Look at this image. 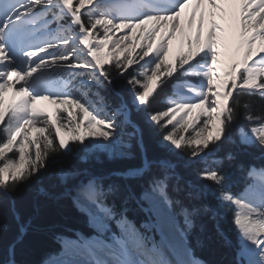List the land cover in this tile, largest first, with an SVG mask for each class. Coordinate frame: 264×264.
<instances>
[{"label": "snow or ice", "instance_id": "snow-or-ice-1", "mask_svg": "<svg viewBox=\"0 0 264 264\" xmlns=\"http://www.w3.org/2000/svg\"><path fill=\"white\" fill-rule=\"evenodd\" d=\"M191 2L0 0V207L20 186L39 180L50 168L63 182L76 176L77 172L56 158L71 152L73 143L79 144L86 155L103 150L120 158L130 155L124 149L131 146L132 138H137L142 147L143 131L132 119L134 110H143L153 125H171L163 140L174 149H189L190 160H205L225 145L258 147L264 152V107L257 112L245 103L243 119L247 126L239 125L233 134L241 94L257 96L264 104V0H195L188 27H192L199 11L196 46L189 37L188 51L173 64L167 59L169 44L177 31L183 32L180 16ZM204 5L212 9L211 17L217 12L229 15L235 38L229 53L221 51L228 45L225 30L215 18L210 20L201 44L205 35ZM147 24L152 27H143ZM137 28L139 39L122 48ZM113 30L131 33L113 40ZM158 33L161 39L154 46ZM110 42L112 50L105 55ZM224 55H228V62L222 67ZM62 75L67 79H60ZM120 78H124V87L131 94V107L116 87ZM153 81H157L155 88ZM169 85L173 91L165 107L152 109L155 98ZM9 89L13 95L6 102ZM104 92L119 97L120 103H110ZM43 100L79 110L73 113L63 108L68 117H78L75 126L67 130L70 139L62 134L59 116L54 121L38 108ZM189 129L192 134L185 135ZM234 158L229 150L219 163ZM154 167L158 174L149 177L140 194L151 213L150 223L142 227L154 229L153 235L142 234L123 213L116 219L117 213L107 203L113 187L105 189L101 178L92 176L76 185L73 200L89 212L94 235L77 234L74 240L65 239L56 259L49 258L46 264H206L197 258L190 232L201 215L210 214L218 224V218L224 217L220 209L233 205L237 210L232 223L240 241L232 264H264V168L249 170L253 183L240 193L230 191V177L219 167L206 164L198 170V179L217 186L220 203L213 208L206 203L190 206L172 195L183 190L174 161H151L145 156L140 168L116 175L142 177ZM188 187L194 189L186 193L190 201L205 194L199 186ZM39 191L46 194L44 188ZM110 221H115L119 235L110 232ZM27 228V224H20V234ZM9 253L14 257V244ZM8 264L16 262L13 259Z\"/></svg>", "mask_w": 264, "mask_h": 264}, {"label": "trees", "instance_id": "trees-1", "mask_svg": "<svg viewBox=\"0 0 264 264\" xmlns=\"http://www.w3.org/2000/svg\"><path fill=\"white\" fill-rule=\"evenodd\" d=\"M116 87L127 98V92L123 88L124 78L118 79ZM169 87L165 88L153 101L152 109L163 108V98L168 94ZM109 102L116 104L119 97L109 92H104ZM239 117L236 127L247 126L244 121L243 105L248 103L253 110L259 111L264 104L257 96L241 94L239 97ZM132 119L136 121L143 131V145L141 149L135 139L131 141L132 152L130 156L107 159L104 153L95 152L89 159H84L79 153L77 146L72 144V151L60 153L56 158L65 167L75 172H89L90 174L103 175L113 172H125L130 168H140L142 157L157 161L167 159L174 161L176 172L179 174V185L183 189L173 192L172 195L182 199L190 206L192 204H209L213 208L219 205L216 198L217 186L211 181L200 180L197 172L202 167L195 160L189 159V149H175L163 140L166 133L160 132L157 125L146 120L145 112L133 111ZM235 127V126H234ZM231 150L235 158L224 159L222 164L219 159L224 157L225 152ZM172 153L173 157L169 158ZM260 149L242 148L233 145H225L216 153L218 162L212 167H219L222 172L229 175L230 191L240 193L248 186V172L251 166H263L264 156ZM55 169L50 168L39 180L19 187L15 195L5 200L0 207V264L6 263V255L9 248L15 245V255L12 256L16 264H40L50 255L58 253L61 249L60 240L62 236L76 237L81 232L89 236L94 230L87 224L85 214L78 210L67 197L59 196L63 193L65 186L53 174ZM158 174L154 167L151 172L142 177H113L115 191L107 195V203L113 207L115 212H123L127 217L139 223L145 221L144 211L129 203L131 198H138L141 189L145 187L147 180L152 174ZM189 185L199 186L204 189L205 194L199 200H189L186 193L194 191ZM107 187V186H105ZM46 189V194H41L40 189ZM171 191V189H170ZM130 198V199H131ZM14 202V203H13ZM224 217L212 220L208 215H201L196 220V226L191 230L189 240L197 258L206 264H232L236 253V229L232 223V209L221 208ZM27 224V231L21 235L20 224Z\"/></svg>", "mask_w": 264, "mask_h": 264}, {"label": "bare ground", "instance_id": "bare-ground-1", "mask_svg": "<svg viewBox=\"0 0 264 264\" xmlns=\"http://www.w3.org/2000/svg\"><path fill=\"white\" fill-rule=\"evenodd\" d=\"M105 2L106 3H114L115 0H105ZM86 7H88V6L86 5ZM194 8H195V0H192V2L189 3L185 7V9L182 11V13H181L180 21L183 22L184 29H183V32L177 31L175 37L171 38V42L169 44V56L167 58L170 63L176 64L179 56L181 54H183V53H185V52L188 51V43H187V40H188L189 37L193 40V47L196 46V44H195L196 31H197V26L199 24V19H200V15H201V13L199 11H197V13H196V20L193 23L192 27L191 28L188 27V20L190 18L191 12H192V10ZM203 11H204V32H205V35L201 37V41H200L201 44H203L204 40L206 39V33H207V30H208V27H209L210 20L213 19V18H215L216 22L219 23V24H221L222 27L225 30L224 33H223V35L225 36V38H226V44L228 45L227 48L222 47L221 48V51L224 52V53H229L230 50H231V47L234 44V39H235L234 36H233L232 29L230 27V17H229V15H222L221 13L217 12V14H216L215 17H211L209 15V13L212 11V9H210L207 5H204L203 6ZM143 27H145V28H151L152 25L151 24H147V25H144ZM161 31L163 32L164 30L162 29ZM128 32L131 33V30H122L121 32H116L115 30H113V33L111 34V35H113L112 36V39L113 40H116V39H118V36L123 35V34L128 33ZM131 35H132V39L129 40V41H131L132 43H130V45L134 44L139 39V36H140V28H137L134 33H131ZM160 39H161V35H160V33H158L156 35L155 41H153L154 46L157 44V42L160 41ZM125 42L128 43V41H125ZM125 42H124V44H125ZM139 42L141 44H144L145 43V41H143V40H140ZM121 47L124 48L126 46H124L122 44ZM259 47H260V41L258 40L256 42V48L258 49ZM111 50H112V47H111V42H110L109 48L105 50V55H107V53L109 51H111ZM136 51L139 52L140 49L138 48ZM221 59L224 61V63L221 66L222 67H225L227 65V62H228V55L222 56ZM219 75H220L221 78H223V72H220ZM155 83H156V81H153V87L155 86ZM172 91H173V89H172ZM12 95H13V91L11 89H9L6 92V95H5L6 102L11 100ZM58 105L59 104H52V103H50V101L43 100V101H39L37 106H38V108H40L41 110H43L45 113H47L48 115H50V116L53 117L55 115V113H56V109L59 108ZM197 111H199V109H197ZM33 134H35V133H33ZM251 168L262 169L264 167L263 166H251ZM104 188H105V186H104ZM84 209L85 208H82V210H84ZM86 210L87 209H85L84 212L87 214ZM88 216H89V212H88ZM127 219L128 220H131L132 223L135 225V227L137 229H139V231L142 234H144L145 236H151V235L154 234L153 230H151V231L149 229L146 230L145 228H143L141 226V223L142 222H145V221H141V222L137 223V222L133 221L132 219H130L129 217H127ZM92 228H93V225H92ZM66 239H68V240H74V239H69V238H66ZM156 239H158V237H156ZM52 259H56V256H54ZM47 261L48 260H46L44 262V264H46Z\"/></svg>", "mask_w": 264, "mask_h": 264}, {"label": "rangeland", "instance_id": "rangeland-1", "mask_svg": "<svg viewBox=\"0 0 264 264\" xmlns=\"http://www.w3.org/2000/svg\"><path fill=\"white\" fill-rule=\"evenodd\" d=\"M128 33H130V32H128ZM113 36V35H112ZM121 36V35H120ZM120 36H118V39L120 38ZM130 43H132L131 41H128V43L127 42H125V44L123 43V45L124 46H127V45H130ZM138 49V48H137ZM136 49V50H137ZM186 53V52H185ZM135 55V54H134ZM130 71H131V69H130ZM60 79H67V76L66 75H62L61 77H60ZM157 86V81H156V83H155V86H154V88ZM169 87V91L170 92H172V88H171V85H169L168 86ZM123 88L126 90V92H127V98H125V97H123L124 98V100L129 104V106L131 107L132 106V97H131V94L127 91V89L124 87V83H123ZM77 94H79V93H77ZM93 99H94V97H93ZM109 101V100H108ZM110 103H112V102H110ZM120 103V98H119V100L118 101H116V104H119ZM166 103H167V98L166 99H164L163 100V107H165V105H166ZM113 104V103H112ZM58 107L59 108H61V112L60 113H55V115L53 116V119H54V121L56 120V118H57V116H59V118H60V123L61 124H63V131H62V134L63 135H65V138L66 139H70L71 138V133L69 132V131H67L69 128H72V127H74L75 126V123L76 122H78V117H76V118H73V117H68L67 116V113H65V112H63V108H70V110L73 112V113H78L79 112V110L78 109H76L74 106H69V105H63V106H61V105H58ZM135 111V110H134ZM245 121V120H244ZM246 122V121H245ZM175 123V122H174ZM38 127L39 126H42V124H38L37 125ZM158 126V125H157ZM159 128H160V132H163V133H166L167 131H170L171 130V125H169L167 128H162V127H160V126H158ZM235 128H236V126L234 127V129H233V134L235 135ZM53 132L55 131V129L53 128V129H51ZM129 131H131V129H129ZM192 133H191V129H189V131H188V133H186L185 135H191ZM33 135H35V134H33ZM133 139H135V141H136V143L138 144V142H137V138H132L129 142H130V145H131V141H133ZM125 140H128V138L127 137H125ZM88 141L86 140L85 141V143H87ZM165 143H167V145L168 146H171L170 145V143L169 142H167V141H165ZM75 146H77L78 147V149H79V153H80V155L82 156V158H83V160L84 159H89L90 157H92L93 156V154H90V155H86L83 151H81V146L79 145V144H77V143H73ZM138 146H139V148L141 149V145H139L138 144ZM71 147H72V145H71ZM172 147V146H171ZM239 147V146H238ZM172 150H175L173 147L171 148ZM255 149H259L258 147L257 148H255ZM142 150V149H141ZM124 151H126V152H128L130 155H132L131 154V152H132V145L129 147V148H127V149H124ZM98 152H101V153H104V155L107 157V159H118V158H120V157H111L109 154H108V152H106V151H103V150H101V151H98ZM130 155H128V156H130ZM263 156H264V152H263V154H262ZM128 156H126V157H128ZM171 157H173V155H172V153L169 155V158H171ZM213 160H217V162H218V158H217V156H216V153H215V155L214 156H211V157H207V158H205V160H195L196 161V163H199L200 164V166L203 168V167H205V165L207 164V166L208 167H212L214 164L212 163V161ZM143 163H144V157H142V165H143ZM128 171V170H127ZM127 171H125V172H113V173H108V174H103V175H95V174H90L89 172H86V171H83V172H79L76 176H74L73 178H71V179H69L67 182H63V181H61V183H62V185L63 186H65L64 187V189H63V193L62 194H60L59 196H62V197H67V198H69L70 199V201L72 202V204L78 209V210H82V207H80V206H78L76 203H74V200H73V196H74V192H75V188H76V185H78L79 183H81L82 181H87V179H89L90 177H92V176H96V177H99V178H101V180H102V183H103V186H107V187H105L106 189L109 187V186H112L113 187V191L112 192H114L115 191V185L116 184H114L115 183V181H113V177H122V178H125V177H123V176H120V175H116V173H126ZM248 177H249V175H248ZM131 178V177H130ZM133 178V177H132ZM251 183H253V179L252 178H250L249 177V184H251ZM142 190L143 189H141V192H142ZM141 192H140V194H141ZM140 194H139V196H138V198H131L130 196H129V203H130V205H132V206H137V207H140L143 211H144V213H145V222H142L141 223V226L143 225V224H147V223H150V216H151V213H149L148 211H147V204L144 202V201H142V200H140ZM131 198V199H130ZM230 208L232 209V217H233V214H234V212L237 210L236 209V207L233 205V206H230ZM86 209V208H85ZM84 209V210H85ZM84 210H82V212L86 215V219H87V223H88V225H89V223H90V220L88 219V211L86 210V212H87V214L84 212ZM120 216V215H119ZM118 215L116 216V219H119L120 217H119ZM129 221H131V220H129ZM132 222V221H131ZM110 223V225L112 226V224L117 228V226H116V224H115V221H110L109 222ZM91 224V223H90ZM143 228H145V227H143ZM93 229H94V227H93ZM118 229V228H117ZM146 230L148 229V228H145ZM235 229H236V232H237V234H236V242H235V244H236V250H237V246H238V243H239V241H240V233H239V231H238V229H237V227L235 226ZM153 230V232L155 231L154 229H152ZM118 231H119V229H118ZM110 232H112V228L110 227ZM78 234H82V233H79L78 232ZM120 234V233H119ZM158 237V236H157ZM67 237H61V240H60V244H61V249H60V251L62 250V241H64L65 239H66ZM77 237H75V238H69V239H76ZM158 239H159V237H158ZM59 251V252H60ZM58 252V253H59ZM56 254L57 253H55V254H52V255H50L49 257H48V259L47 260H49V258H53L54 256H56ZM12 260V255H10V253H9V251H8V254L6 255V263L5 264H8V262L9 261H11ZM46 261V260H45ZM44 261V262H45ZM44 262L43 263H40V264H44Z\"/></svg>", "mask_w": 264, "mask_h": 264}]
</instances>
